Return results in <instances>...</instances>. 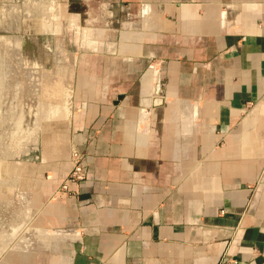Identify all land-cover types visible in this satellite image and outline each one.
Segmentation results:
<instances>
[{"label": "crops", "instance_id": "crops-1", "mask_svg": "<svg viewBox=\"0 0 264 264\" xmlns=\"http://www.w3.org/2000/svg\"><path fill=\"white\" fill-rule=\"evenodd\" d=\"M72 5L88 178L54 197L70 157L39 168L57 241L4 264H264V0Z\"/></svg>", "mask_w": 264, "mask_h": 264}, {"label": "rangeland", "instance_id": "rangeland-1", "mask_svg": "<svg viewBox=\"0 0 264 264\" xmlns=\"http://www.w3.org/2000/svg\"><path fill=\"white\" fill-rule=\"evenodd\" d=\"M78 24L72 0H0V264L57 241L41 233L39 168L71 161L78 57L91 51Z\"/></svg>", "mask_w": 264, "mask_h": 264}, {"label": "built area", "instance_id": "built-area-1", "mask_svg": "<svg viewBox=\"0 0 264 264\" xmlns=\"http://www.w3.org/2000/svg\"><path fill=\"white\" fill-rule=\"evenodd\" d=\"M71 161L72 169L66 181L56 190L54 197H57L58 195H67L68 197L79 196L82 185L88 178L89 165L87 162V156L83 152L74 149L71 154ZM71 186H74L75 188L72 189ZM228 264H237V262L234 261Z\"/></svg>", "mask_w": 264, "mask_h": 264}]
</instances>
